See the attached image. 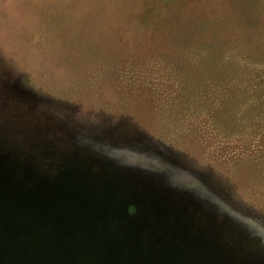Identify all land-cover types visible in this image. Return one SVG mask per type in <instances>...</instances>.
<instances>
[{
  "label": "rangeland",
  "instance_id": "374dc122",
  "mask_svg": "<svg viewBox=\"0 0 264 264\" xmlns=\"http://www.w3.org/2000/svg\"><path fill=\"white\" fill-rule=\"evenodd\" d=\"M152 1L0 0V264H264V0Z\"/></svg>",
  "mask_w": 264,
  "mask_h": 264
},
{
  "label": "trees",
  "instance_id": "16d2710c",
  "mask_svg": "<svg viewBox=\"0 0 264 264\" xmlns=\"http://www.w3.org/2000/svg\"><path fill=\"white\" fill-rule=\"evenodd\" d=\"M159 1L160 2L152 1L148 4L150 10H155V12L153 13V16L156 18L154 28L155 30H157L158 33L163 34L165 38L169 37L174 40L179 37L184 38L186 37V35H193L194 33H196L201 24L200 23L197 26H194L196 25L194 23H198L199 19L207 14V11H204V15H201L202 6L200 5L202 4V2L206 3L205 0H164L163 2H161V0ZM140 2H144V0H140ZM198 2H201V4H199ZM5 155L6 152L0 146V157H4ZM34 156H36L35 158H37V155ZM10 159L11 160L9 161L1 160V166L3 167L2 170L6 171L5 166H10L14 168L13 170L16 173L21 171V164L20 162L16 161L17 158L12 156L11 154ZM11 161L12 163H9ZM30 164L31 165L28 167L30 170H33L32 167L37 169L40 168L37 166L36 163L32 162Z\"/></svg>",
  "mask_w": 264,
  "mask_h": 264
},
{
  "label": "crops",
  "instance_id": "0c3cea01",
  "mask_svg": "<svg viewBox=\"0 0 264 264\" xmlns=\"http://www.w3.org/2000/svg\"><path fill=\"white\" fill-rule=\"evenodd\" d=\"M4 2L6 1V2H8V0H3Z\"/></svg>",
  "mask_w": 264,
  "mask_h": 264
}]
</instances>
